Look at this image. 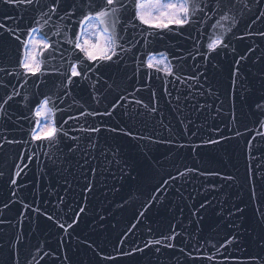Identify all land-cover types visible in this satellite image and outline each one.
<instances>
[{"label":"water","instance_id":"1","mask_svg":"<svg viewBox=\"0 0 264 264\" xmlns=\"http://www.w3.org/2000/svg\"><path fill=\"white\" fill-rule=\"evenodd\" d=\"M88 3L59 0L46 25L53 0H0V264H264V0H230L224 19L201 0L168 29L125 11L119 57L94 67L65 42ZM33 27L57 48L25 76L11 32ZM159 53L173 75L146 66ZM77 56L93 70L68 83ZM46 98L56 138L36 142Z\"/></svg>","mask_w":264,"mask_h":264},{"label":"snow or ice","instance_id":"2","mask_svg":"<svg viewBox=\"0 0 264 264\" xmlns=\"http://www.w3.org/2000/svg\"><path fill=\"white\" fill-rule=\"evenodd\" d=\"M4 4L8 5H33L36 3V0H3ZM212 3L220 6L221 18L224 19L223 11L226 8H229L230 0H212ZM59 4V0H53V6L48 9L47 12L42 11V17H47V20L44 23L47 25L53 15L57 13L56 5ZM201 0H89V3L83 5L87 8V11L82 12L81 19L78 21L81 31L74 34L75 39H68L67 33H65V42L69 43L78 49L80 53H83V57L87 61L91 62V65L94 67L99 61L109 62L113 61V57H119V52L117 49H122L123 45L121 43L120 35L117 32V26L120 24L121 16L125 11H132L133 19L138 20L140 24L145 25L149 29H168L169 25H176L177 27H183L186 24H189L197 15L203 12L205 9L200 6ZM130 6V7H129ZM215 9L211 6L207 8L208 12H212ZM230 10V8H229ZM72 13L70 11H65V16L71 17ZM64 17L61 16L60 20H63ZM203 22V17H200L197 20V23ZM55 31L52 33L53 36H58L61 33V27L59 24L53 22ZM134 26V25H133ZM3 27V25H0ZM41 32L39 39L28 38L32 37L33 33ZM264 35V33H260ZM11 36L13 39L20 42L22 48L20 50V58L18 61V66L22 70L25 76H36L41 72V63L37 59L38 55H42L37 51L40 49H53L55 53L57 46L52 42L51 38L46 32H43V29L30 28L25 34V38H21L19 31H12ZM83 38V39H82ZM93 39L95 42H92ZM82 40V42H81ZM218 46L227 47L225 40L221 38H216L212 43L208 44V49L210 51H215ZM162 57L160 61L163 63L166 61L167 55L165 53H159ZM240 60H244V56L241 55ZM240 60L236 61L237 67L232 73L233 84H235L236 77L239 74V63ZM148 68L153 67V62L151 58L147 61ZM93 70L92 67L85 68L82 63H80V57H76L75 62H70V66L66 69L67 72V82L73 83V77H80L81 74H84V78L87 79L88 72ZM3 71V69H0ZM165 71L168 75H173L171 67H166ZM64 75V73H61ZM179 79V77H177ZM194 79V77H192ZM78 83V81H75ZM27 83V80H25ZM12 97L8 96V99L4 101V104L8 103V100H11ZM50 98H46L42 101L44 109H48ZM136 103H141V101H136ZM260 107V105H257ZM3 106L0 105V112H2ZM51 111H55L53 107ZM154 111V109H153ZM35 115L40 116L42 113L37 111ZM90 115H111L110 112L105 113H90ZM69 119H72L70 117ZM89 131H99L98 128H91ZM45 132L52 134L51 139H55V134L57 129L53 123L52 126L46 127L44 132L37 133L35 130L32 132V139L39 140L42 136L45 135ZM66 134V133H65ZM129 135H131L129 133ZM19 141L8 140V143H17ZM216 141H212L215 143ZM12 184H16V180L11 181ZM91 190V189H89ZM25 207H28L25 205ZM83 212V209H80ZM238 211H243L239 209ZM143 215V213H141ZM52 219L51 216L48 217ZM72 225L70 224L69 227ZM61 228L64 225H60ZM172 237H166L165 239H171ZM235 239V237H233ZM157 244L160 241H156ZM231 243V240L228 241ZM166 247H173L169 244Z\"/></svg>","mask_w":264,"mask_h":264},{"label":"rangeland","instance_id":"3","mask_svg":"<svg viewBox=\"0 0 264 264\" xmlns=\"http://www.w3.org/2000/svg\"><path fill=\"white\" fill-rule=\"evenodd\" d=\"M35 39L38 40L39 38L36 37ZM82 39H83V38H82ZM81 42H82V41H81ZM92 42H95V40L93 39ZM37 51L40 53V52L42 51V49L38 48ZM38 57H39V55L37 56V59H38ZM152 62H153V66H154V67H157V66H158V67H165V68L168 67V66L165 65L164 63H158L157 60H153ZM162 64H164V65H162ZM165 68H164V69H165ZM39 111L42 113V115H40V117H42V125H41V129H40V131H39L38 133H40V132H44L46 127H50V126L53 125V123H52V115H51V113H50L47 109H44V107H42ZM49 135H51V134L45 132V135L42 136L41 138L48 137Z\"/></svg>","mask_w":264,"mask_h":264},{"label":"flooded vegetation","instance_id":"4","mask_svg":"<svg viewBox=\"0 0 264 264\" xmlns=\"http://www.w3.org/2000/svg\"><path fill=\"white\" fill-rule=\"evenodd\" d=\"M237 31H238V29H237ZM225 32H226V34L228 36V26L225 28ZM237 52H238V50H237Z\"/></svg>","mask_w":264,"mask_h":264}]
</instances>
